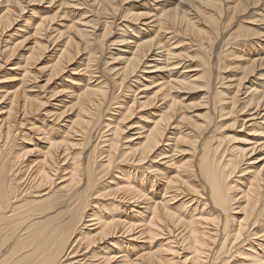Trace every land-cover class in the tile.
<instances>
[{
  "label": "bare ground",
  "instance_id": "6f19581e",
  "mask_svg": "<svg viewBox=\"0 0 264 264\" xmlns=\"http://www.w3.org/2000/svg\"><path fill=\"white\" fill-rule=\"evenodd\" d=\"M172 1L174 5L154 15L151 11L156 4L151 3H145L149 10L122 13L120 17L143 34L131 24L117 25L116 41L128 49L122 50L117 65L102 68L112 75L108 81L103 74L93 75L106 44L103 41L115 25V0H0V62L18 48L28 52L18 57L25 62L18 86L12 92L0 91V100L7 97L9 105L0 119V264H225L230 249L245 245L249 238L260 241L242 248L241 257L247 260L243 264H264V250L253 248H264V87L255 85L256 77L249 78L263 75L258 70L264 68V53L254 50V55L243 57L240 76L227 85L222 81L228 75L216 72L221 57L228 53L242 56L227 51L228 47L243 52L246 41L255 37L248 36L257 34L222 38V29L262 0ZM29 3L57 9L47 13L43 8L37 17L30 13L32 30L18 35L20 41L8 46L5 35ZM84 3L92 7L76 13L64 30L54 26L68 13L66 8ZM92 10L110 16L100 21L96 14L87 15ZM148 18L151 20L143 21ZM99 21L102 32L96 34ZM135 22L146 27H137ZM28 24L26 19L11 35L24 32ZM179 35L183 36L180 40ZM180 43L187 47L180 48ZM50 50L54 54L47 56L50 64L40 88L62 85L63 78L70 85L38 96L42 90L36 94L29 86L37 73L26 66ZM107 63L105 60L103 65ZM162 69L168 71L161 81L154 74H144ZM66 73L88 77L67 79ZM146 79H150L148 84L143 82ZM247 80L249 85H244ZM149 89H154L152 94L144 95ZM192 92H198L197 96L185 95ZM140 93L144 99H139ZM239 93L244 96L239 98ZM64 98L69 99L66 107ZM59 106L65 108L59 112ZM65 110L75 111L74 119L61 124L63 135L47 137ZM112 111L116 116L104 119ZM143 111H151L153 116L144 119L149 123L145 126L134 120L137 115L142 118ZM39 115L50 122L42 123L43 117L40 124L30 119ZM221 119L230 123L217 124ZM236 125L246 128L248 140L221 134ZM132 130H136L134 135H126ZM18 132L28 138L37 136L38 141L47 139L40 159L32 162L28 150L12 152L9 143ZM120 141L130 143L120 151ZM238 141L242 145H236ZM178 145L188 147L183 153L191 152L182 165L172 159ZM77 147L83 152L73 154L70 150H79ZM232 149L236 151L228 152ZM100 160L104 174L114 165H129L128 177L119 179L113 171L110 181L96 189L101 176L92 167ZM165 167L171 170L167 176ZM21 171L25 175L18 177ZM133 171L154 179L135 185L130 178ZM60 173L56 194L43 198L49 192L44 190ZM158 176L164 184L155 193L151 189ZM22 178L34 184L35 198L25 204L19 202L26 194L19 190ZM239 181H246L243 187ZM89 198L95 201L90 203ZM102 199L116 211L126 206L129 219L111 208L103 211L107 204L98 203ZM89 204L98 208L87 213ZM145 243L157 246L143 251ZM181 251L186 252L182 258L178 257Z\"/></svg>",
  "mask_w": 264,
  "mask_h": 264
},
{
  "label": "rangeland",
  "instance_id": "374dc122",
  "mask_svg": "<svg viewBox=\"0 0 264 264\" xmlns=\"http://www.w3.org/2000/svg\"><path fill=\"white\" fill-rule=\"evenodd\" d=\"M115 1L118 4V14L115 15V20H114L115 21L114 24L116 25V27H115V25H113L114 27L112 28V30L110 31L108 36L103 41V43H106V44L103 46V48L101 50V54L100 55L98 54L99 56H98L97 69H96L97 72L94 73V75H93L94 78H96V76H100V74H103L104 78L107 79L108 81H110V78L112 77V75L110 74V72L106 71V69L109 68V67L117 65L118 62H119L118 60L124 54V51H122V50L128 49L127 45H121L120 43H118V41H116V40H118V34H117L118 32L117 31H119L117 29V25L120 24L121 22L128 23L129 25L131 24L132 27L134 28V30H136V32H138V34H140V33L143 34L142 32H139L138 28H135L136 25L132 24V22L130 23V22L127 21V19H122L120 17L122 15V13H124V12H129L130 13L132 11H140V10L143 11L146 8H147V10H149L148 9L149 7H146L145 3L149 4V5L151 3L150 6H153L152 4H156L155 6H153L152 11H151L152 15H154L156 13H159V9L167 7L169 5H174V4H172V2H173L172 0H154V1H151V0H129V1H127V3H122L121 0H115ZM124 1L125 0H123V2ZM85 3L82 6H80V7H68V8H66L68 13L65 16H63L62 19L57 20V23H55L54 26H56L57 28H59L61 30H64L66 28V24H69V22H70L69 20L72 17H74L76 15V13H82L85 10L86 7H89V8L92 7V6L86 5L87 3L86 4ZM143 4H144V6H143ZM224 4H226V2ZM2 6H3L2 3H0V11L3 8ZM43 8H45L44 10H46L47 13H52L54 10L57 9L55 7V5L51 6V7H47L45 3H43V4H36V3H31L30 4L29 3V4L25 5L24 11L18 17L17 23L5 35V38L7 39L6 41H7V45L8 46L12 47L16 41H20V37H18V35H21L22 33L29 32L30 30H32L33 19H32V15L30 16V13H33V16L36 15V17H37L38 14L39 15L41 14ZM91 13L98 15L100 17L99 18L100 21L105 19L104 16H110V15H105V14H102V13H96V11H94V10H92L90 13H87V15L90 16ZM26 19L28 20V23H29L28 27L25 28L26 30L24 32H17L18 34H16V35H11V33H13V31L16 30L17 27L23 25V23H24V21ZM148 20H151V19L148 18V19H144L143 21H148ZM100 21H99V23L97 25L96 34L102 32V28H101L102 24L100 23ZM136 24H137V27H140V28L146 27L141 22H137ZM260 31H264V0L261 1L260 5L258 7H251L248 10V12L245 13L244 15H240V16H237L236 18L232 19V21L222 29L221 34H220V36L222 38L223 37L224 38H227V37L232 38V37H235L238 34L244 33V32H246V33L256 32L257 33V34L248 36L249 38H252V36H255L256 38L254 37L253 39H250V40L246 41V45H245V48H244L243 52L241 50H239V49L234 48V47H228L227 51L230 50V52L232 51L233 53H236V55L242 54V56H237L236 57V56H232V55H230V53H228L227 56L221 57L219 60H217V71L216 72L219 75H222V77L223 76L225 77L226 75H228V78H230V79L226 78V79H224L222 81V82L225 83V85H227V83L231 82L230 80H234V79H236L237 77L240 76V73H239L240 67L244 63V61L242 60L243 57H249L251 55H254V53H253L254 50H256V53H262V52L264 53V36H261V34H263L264 32L260 33ZM182 37H183L182 35L176 36V38H178L179 40L182 39ZM237 38H238V36H237ZM112 40H114V43H112ZM185 41H187V40H185ZM180 44H182L180 46V48L187 47V45H185L183 43H180ZM233 45H234V43H233ZM19 54L26 56L28 54V52L26 51L25 47H24V50H23L22 47H21V49L18 48L17 51L14 53V55L10 56L4 63H3V61L0 62L1 63V67H0V91L1 90H5V91H8V92H12L18 86L19 78L22 77V73H23L22 70L25 68L24 67V64H25L24 60L18 59ZM53 54H54L53 51L50 50V52H47L46 54H42L40 56L39 60H37L35 62L31 61L30 64L28 66H26V68L30 72L37 73V75H36L37 79L34 80L33 82L30 81L31 85H29V86L33 87V91H34V93L36 92V94H38L37 91H41L42 90V92L39 93L38 96H40V95H42L44 93H52V92L57 90L58 86H63L64 84L65 85H70L68 82L66 83V81H64L65 79L63 78L62 79L63 84H62V82L60 83L62 85L55 84V85L50 86V87H46V85H44L42 88H40L45 83V80H46V77H47L46 76L47 75V71H46L47 67L46 66H48L50 64V58L47 57V56L48 55L52 56ZM111 57H116V59L112 60ZM105 60H107L108 63L103 65ZM196 63H193V64H196ZM219 65H221V66H219ZM224 65H227V68H223ZM11 66H12V68L17 67V69H10ZM105 66H106V69L104 71L102 68L105 67ZM36 69L38 70V72H36ZM181 69H183V68H179L178 70H181ZM218 69H219V71H218ZM162 70H164V71H156V73L144 72V74L145 75L154 74L155 75L154 79H156V80L158 79L159 81H161V80L165 79L166 73H167L166 71H168L167 69H162ZM188 72L193 73L195 71H188ZM258 72L262 73L263 75L258 77L255 74V75H253V76H251L249 78L252 79L253 77H256L257 79H254L255 82H256L255 85L259 86V87H264V68L259 69ZM157 73H159V74H157ZM66 74H67V76H66L67 79L79 78V79L86 80V78L88 77V75H86V74H68V73H66ZM66 74H64V75H66ZM147 78H149V77H147ZM148 80H150V79H146L143 82L148 84V82H149ZM57 81H59V79ZM93 83H95V82L93 81L92 84ZM244 85H249L248 80L244 81ZM219 88L221 89V88H223V86H221ZM226 89L227 90L229 89L228 91H230V88H225L224 90H226ZM153 91H154V89H149V90L146 91L147 93L145 92L144 95H146V94L150 95V94H152ZM243 91L244 90H242L241 93ZM190 94L196 95V94H198V92H196V93L195 92L185 93V95L192 96ZM126 95L127 96H125V99L128 100L130 94H128V92H126ZM142 95H143L142 93H140L138 95L139 99H144V98H140V96H142ZM199 96H201V94L198 95V98H199ZM243 96H244V94H240L239 93V98H242ZM61 98H63V96ZM64 99L66 101V105H65V107H66V106H68V102H69L68 100L69 99L68 98L67 99L64 98ZM52 102L53 101H49L48 104H52ZM7 103H8V98L7 97H5L2 100H0V119L3 116H5L4 113L7 110V108H9V105ZM47 107L49 108L50 105H47ZM65 107L64 106L60 107V109H58V111L60 112ZM115 109H117V108H115ZM198 111L200 113H202L204 111V109H198ZM69 112H70V110H65V112L62 115L63 119L58 120L57 122H55V121L53 122L55 126L50 131L51 132L50 134L47 133V137L52 138V139H57L58 137H60L61 135L64 134L65 128L62 127L61 124H67L68 123V119H70V120L74 119L75 111L71 110V113H69ZM114 112L112 111V112H109V113H105L106 114V116H105L106 118H104V119H108L107 117H112V118L115 117L116 116V112L115 113ZM247 113H245V114H247ZM141 115H143L142 118H139L138 115H137V117H135L134 120L137 122V124H142L143 126L149 124V123L145 122L144 119H150L151 120L153 118L151 111H143ZM35 116H37V115H35ZM42 117L44 118V116L39 115L38 117H32L30 119L32 121H38V123L40 124V120H41ZM241 117H245V116H240L239 119H241ZM48 118H52V117H48ZM45 120H47V122H50L49 121L50 119L44 118V121H42V123L45 122ZM225 120H227V121H225ZM220 122H224V123L228 124V123H230V120L221 119V121L217 122V124H219ZM234 128L235 129H227L225 131H222L221 134L228 135V136L232 135V136H234V137H236L238 139H242V140L247 139L248 140V136L249 135H247V133H245V131H246L245 127H241L239 125H236ZM249 129H250V127H249ZM24 130H26V129L24 128ZM243 130H245V131H243ZM135 131L136 130H132L131 132H129L126 135H134L133 133H135ZM221 134H217V135L219 136ZM38 137H41V136H38ZM11 139L12 140L10 141L9 145L12 144V152H14V153H17V152L21 153L22 152L23 153L24 150H28L26 152V155H27L28 158H30L32 160V162L35 161V160L40 159L43 151L46 148L45 144L47 142V139H45L46 141H43V140H40V139L38 141L37 136H31L30 138H28L26 133L24 135H21L20 132H18L16 134L15 138L13 139V136H12ZM28 139H30V140H28ZM227 139L228 138H225L224 140L227 141ZM129 143L130 142H128V141H120V144H121V150L120 151H122L123 149H126V147H127V145ZM226 144H228V143L226 142ZM236 145H242V143L240 141H238L236 143ZM77 148H79V147H77ZM183 149H188V147L186 145H178L175 153L172 155L173 162H176L175 164H177V165H182V163L187 162L189 160V158H190L191 152L183 153V151H182ZM70 151H73V154H76V153H78L80 151L83 152V149L79 148V150H70ZM235 151H236L235 149H232V150H229L228 152L232 153V152H235ZM256 155H258V153H255L254 156H256ZM79 159L82 160V156L79 157ZM101 161L102 160L95 161L93 163V167H92L93 170H95V175H97V177L101 176V178H99L97 180V182L99 184L96 187V189H98V188L100 189V187L106 185V182L110 181V179L112 178L111 177V172H113V171H114L113 173L116 174L119 179L120 178H124L123 176L126 175V174H127L126 177H128V173L127 172L129 170L128 169L129 165H116V166L114 165V169L111 170L110 173L104 174V172H105L104 169L105 168L101 167ZM260 163H258V164H260ZM29 164H32V163L30 162ZM67 165L62 166L61 168L66 167ZM243 165H246V164H243ZM19 166H21V165H19ZM165 168L169 169V170H166V173H165V176H167L171 172V170H170V167H165ZM22 174H23V171L17 173L18 177H21ZM24 175H25V173L22 176H24ZM61 175H63V173H60V174L56 175L54 180L49 185L48 189L44 190V192H47L48 190H49V192L43 198H45L47 196H54L56 194L57 188L60 186L61 181H62V179H57V177H59ZM236 177H237V175L234 176V179ZM130 178L133 179V183L135 185H137L140 182H143V184H145V183L149 184V180L154 179L152 177V175L150 177H148L146 175H143V173L140 172V171H133V173L130 174ZM161 179L162 178H160V176H158L156 178V181L153 182V188L151 189L153 192H155V193L159 192L160 193L161 188H163V184H164V183H162L164 181L161 180ZM243 179H244V177H243ZM21 180H22V182L20 184V187H19L20 189L19 190L23 189L26 194L24 196H22L23 199H21L19 202L25 204V203H28L32 199L35 198L34 194H33L34 193V184L31 183L30 181H28V179H26V178H24V179L22 178ZM118 181L119 180L114 179V182H118ZM19 182H20V180H19ZM239 182H241L239 185L241 187H243V185L245 184L244 182H246V181H239ZM24 192H22V194ZM26 196H28V197H26ZM89 199H90V203L95 201V199H92V198H89ZM104 200L105 199L98 200L99 201L98 203H103V204L109 203L108 200H105V201ZM107 207H109L108 204H107ZM107 207H105L102 210L103 211H108V210L113 209V207H109V208H107ZM96 208H98V207H95V209ZM87 209H88V210H86L87 213H90V210H95V209L91 208L90 204L87 207ZM114 211L115 212H119V214H121L123 217L129 219V213L130 212L126 208V206H122L118 211H116V210H114ZM240 218H241V216H239V219ZM133 219H135V218H133ZM253 241H260V240H258V239L250 240V238H249L245 242V245H238L235 249L231 248L230 249L231 255L228 258V260L225 258L227 260L225 264H243V263H247V260H245L244 258L241 257V255L243 256L244 255L243 253H245L242 250V248L248 247V245H252ZM153 244H155V243H151L149 245L145 243V249L143 251L150 250V247ZM155 246H157V245L155 244L154 247ZM3 248H5V247H3ZM128 248H130V247H128ZM253 248L256 249L257 252L261 251V249L264 250L263 247L253 246ZM1 251H4V249H1ZM166 254H168V256L171 255L170 253H166ZM183 255H186V252L181 251L180 254L178 255V257L182 258ZM217 260H220V258H217ZM216 262L217 261H215L214 263H216Z\"/></svg>",
  "mask_w": 264,
  "mask_h": 264
}]
</instances>
